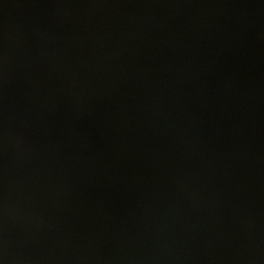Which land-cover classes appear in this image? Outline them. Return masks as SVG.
Returning a JSON list of instances; mask_svg holds the SVG:
<instances>
[{
    "label": "water",
    "instance_id": "95a60500",
    "mask_svg": "<svg viewBox=\"0 0 264 264\" xmlns=\"http://www.w3.org/2000/svg\"><path fill=\"white\" fill-rule=\"evenodd\" d=\"M0 264H264V0H0Z\"/></svg>",
    "mask_w": 264,
    "mask_h": 264
}]
</instances>
